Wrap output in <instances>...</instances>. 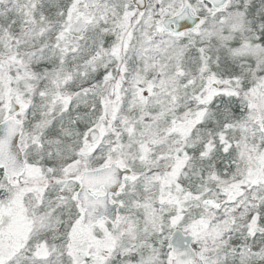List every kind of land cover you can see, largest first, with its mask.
<instances>
[{"label":"snow or ice","instance_id":"snow-or-ice-1","mask_svg":"<svg viewBox=\"0 0 264 264\" xmlns=\"http://www.w3.org/2000/svg\"><path fill=\"white\" fill-rule=\"evenodd\" d=\"M0 264H264V0H0Z\"/></svg>","mask_w":264,"mask_h":264}]
</instances>
